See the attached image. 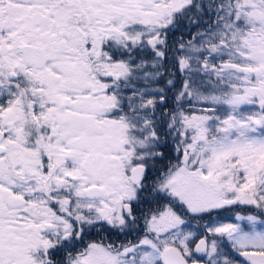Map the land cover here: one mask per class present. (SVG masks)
Listing matches in <instances>:
<instances>
[{
	"label": "snow or ice",
	"instance_id": "obj_1",
	"mask_svg": "<svg viewBox=\"0 0 264 264\" xmlns=\"http://www.w3.org/2000/svg\"><path fill=\"white\" fill-rule=\"evenodd\" d=\"M0 264H264V0H0Z\"/></svg>",
	"mask_w": 264,
	"mask_h": 264
}]
</instances>
